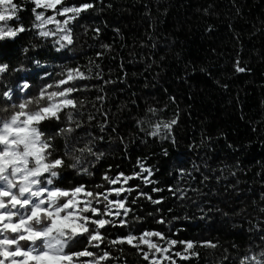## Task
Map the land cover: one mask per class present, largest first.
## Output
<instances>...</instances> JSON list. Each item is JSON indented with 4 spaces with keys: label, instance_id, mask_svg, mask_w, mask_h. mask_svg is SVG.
Instances as JSON below:
<instances>
[{
    "label": "trees",
    "instance_id": "1",
    "mask_svg": "<svg viewBox=\"0 0 264 264\" xmlns=\"http://www.w3.org/2000/svg\"><path fill=\"white\" fill-rule=\"evenodd\" d=\"M68 2L94 4L71 26L73 45L57 52L52 38L31 29L29 0L19 3L21 22L31 30L0 42V63L28 69L12 74L9 85L23 77L36 94L66 68L90 76L76 94L83 101L76 116L81 127L70 142L82 147L91 141L102 156L97 162L85 154L82 166L93 175L65 168L59 186L99 191L94 186L104 183L105 173L132 175L141 161L154 183L129 184L161 203L140 197L131 207L141 219L130 228H108L109 240L149 230L197 242L199 256L179 264H241L264 251V0ZM237 62L246 71L237 72ZM45 70L51 78L43 77ZM172 119L178 122L171 134H149ZM64 126L52 121L44 130L55 135ZM53 142L63 154L64 138ZM136 197L133 191L129 201ZM204 241L217 247L199 246ZM86 246L81 238L70 250ZM102 248L115 257L109 264H147L128 245Z\"/></svg>",
    "mask_w": 264,
    "mask_h": 264
},
{
    "label": "snow or ice",
    "instance_id": "2",
    "mask_svg": "<svg viewBox=\"0 0 264 264\" xmlns=\"http://www.w3.org/2000/svg\"><path fill=\"white\" fill-rule=\"evenodd\" d=\"M29 2L33 14L31 29L40 38H52L53 44L58 45L57 52L73 45L71 26L94 8L93 3L77 5L68 0ZM23 10L19 0H0V42H14L31 30L21 22ZM95 31L99 33V29ZM23 51L27 53L28 48ZM102 55L97 53L98 57ZM35 63L42 67L39 60ZM26 71L23 65L11 67L7 62L0 63V86H3L0 87V264H109L115 257L102 248L105 243L135 248L147 264H179L197 258V242L171 239L159 231L145 230L139 234L130 231L125 236L108 239V228H130L132 222L141 219L134 216L131 207L140 197L153 204L161 203L138 191L139 186L134 188L129 184L133 179H140L146 185L154 183L152 169L143 162H137L139 171L132 175L105 173L104 183L94 186L99 191L85 184L68 189L59 186L65 168L76 169L80 175H93L88 167L82 166L85 154L95 156L97 162L102 156L93 151L91 141L82 147H76L78 141L70 142L73 133L81 127L76 116L83 101L76 94L82 91L80 82L90 76L79 67L66 68L59 73V79L45 83L36 94L23 77H17L11 85L7 83L12 74ZM236 71L246 69L237 62ZM51 76L46 70L43 73L44 78ZM52 121L65 123L55 135L44 130ZM177 122L172 119L156 123L149 134H171ZM56 136L64 138L63 154L53 142ZM68 160L73 162L69 164ZM133 191H137V197L129 201ZM158 223L165 221L161 219ZM81 238H86L87 246L71 251L73 242L79 243ZM199 246L217 247L211 241L201 242ZM241 264H264V251L243 257Z\"/></svg>",
    "mask_w": 264,
    "mask_h": 264
},
{
    "label": "rangeland",
    "instance_id": "3",
    "mask_svg": "<svg viewBox=\"0 0 264 264\" xmlns=\"http://www.w3.org/2000/svg\"><path fill=\"white\" fill-rule=\"evenodd\" d=\"M49 15H51V13H48ZM60 19H63L62 17Z\"/></svg>",
    "mask_w": 264,
    "mask_h": 264
}]
</instances>
